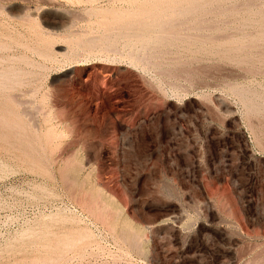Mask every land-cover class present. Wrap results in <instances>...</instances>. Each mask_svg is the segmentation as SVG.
<instances>
[{
	"label": "rangeland",
	"instance_id": "rangeland-1",
	"mask_svg": "<svg viewBox=\"0 0 264 264\" xmlns=\"http://www.w3.org/2000/svg\"><path fill=\"white\" fill-rule=\"evenodd\" d=\"M263 39L264 0H0V264H264Z\"/></svg>",
	"mask_w": 264,
	"mask_h": 264
},
{
	"label": "bare ground",
	"instance_id": "bare-ground-1",
	"mask_svg": "<svg viewBox=\"0 0 264 264\" xmlns=\"http://www.w3.org/2000/svg\"><path fill=\"white\" fill-rule=\"evenodd\" d=\"M87 8H88V7H87ZM93 9H94V8H92V10H93ZM83 10H84V9H83ZM198 10H199V9H198ZM198 10H197V11H198ZM209 10H210V9H209ZM90 11H91V10H90ZM197 11H195V12H197ZM195 12H194V13H195ZM74 15H75V14H74ZM71 17H72V16H71ZM71 17H70V18H71ZM74 17H75V16H74ZM179 20H180V19H179ZM180 22H181L182 24L184 23V21H183V22L180 21ZM197 22H198V21H197ZM181 23H180V24H181ZM167 24H168V23H167ZM174 24H178V23L174 22ZM160 26H162V25H160ZM163 26H164V25H163ZM163 26H162V27H163ZM189 26H190V25H189ZM166 27H167V25H166ZM164 28H165V26H164ZM164 28H161V29H164ZM175 29H178V28H175ZM175 29H174V30H175ZM181 29H182V28H181ZM193 29H194V28H193ZM66 30H67V29H66ZM121 30H122V29H121ZM157 30H158V29H157ZM67 31H69V30H67ZM67 31H66V32H67ZM125 31H126V30H125ZM69 32H70V31H69ZM98 32H100V31H98ZM129 32H130V31H129ZM154 33H155V31H154ZM167 33H168V32H167ZM167 33H166V35H167ZM171 33H173V32L171 31ZM176 33H177V32H176ZM66 35H67V34H66ZM158 35H159V34H158ZM168 35H169V34H168ZM177 35L181 36L180 33H177ZM182 35H183V34H182ZM184 35H185V34H184ZM196 35H197V34H196ZM243 35H244V34H243ZM62 36H64V35H62ZM108 36H111V35L109 34ZM108 36H107V37H108ZM170 36H173V35L171 34ZM185 36H186V35H185ZM185 36H184V38H185ZM89 37H90V36H89ZM92 37H93V36H92ZM95 37L98 38L97 36H95ZM173 37H174V36H173ZM173 37H172V39H173ZM188 37H190V36H188ZM174 38H175V37H174ZM177 38H179V37H177ZM177 38H176V39H177ZM182 38H183V37H182ZM182 38H180V39H182ZM164 39H165V37H164ZM168 39H169V38H168ZM177 40H178V39H177ZM182 40H183V39H182ZM263 40H264V39H263ZM88 41H89V39H88ZM184 41H185V40H184ZM205 41H206V40H205ZM102 42H103V41H102ZM130 44H131V43H130ZM220 44H221V43H220ZM78 45H80V44H78ZM116 45H117V44H116ZM123 45H124V44H123ZM136 46H137V45H136ZM243 46H244V45H243ZM148 47H149V46H148ZM107 48H108V47H107ZM125 48H126V47H125ZM104 49H105V48H104ZM108 49H109V48H108ZM115 49H116V48H115ZM105 50H106V49H105ZM110 50H111V49H110ZM124 50H125V49H124ZM145 50H146V46H145ZM146 51H147V50H146ZM128 52H129V51H128ZM138 52H140V51L138 50ZM138 52H137V54H135L136 57H137V55H138ZM120 53H121V52H120ZM120 53H119V54H120ZM130 53H131V52H130ZM143 53H144V52H143ZM145 53H146V52H145ZM146 54H147V53H146ZM127 55H128V53H127ZM130 55H131V54H130ZM139 56H140V55H139ZM134 57H135V56H134ZM140 58L143 59L142 56H141ZM146 58H147V57H145L144 59H146ZM135 59H137V58H135ZM141 62H142V61H141ZM143 62H144V61H143ZM143 62H142V64H144ZM145 62H146V61H145ZM148 62H149V61H148ZM235 89H236V88H235ZM239 89H240V86H239V88H238V91L241 90V89H240V90H239ZM236 91H237V90H236ZM238 91H237V92H238ZM234 92H235V91H234ZM241 92H242V90H241ZM241 94H242V93H241ZM243 94H244V93H243ZM248 97H250V96H248ZM244 98H245V96H244ZM244 98H243V99H244ZM248 99H249V98H248ZM252 100H253V99H252ZM252 100H251V101H252ZM252 102H253V101H252ZM259 102H260V101H259ZM262 102H263V101H262ZM247 103H248V102H247ZM255 103H256V102H255ZM252 104H253V103H252ZM244 105H245V103H244ZM247 105H248V104H247ZM262 105H263V104H262ZM250 106L252 107V105H250ZM258 108H261V106H260V107L258 106ZM249 109H250V108H249ZM254 109H255V107H253V111H254ZM250 110H252V108H251ZM250 110H249V111H250ZM258 110H259V109H258ZM256 111H257V110H256ZM132 233H133V232H132ZM134 237H136L135 234H134ZM132 238H133V236H132ZM137 238H138V237H137ZM133 240H134V238H133ZM134 241H135V240H134Z\"/></svg>",
	"mask_w": 264,
	"mask_h": 264
}]
</instances>
